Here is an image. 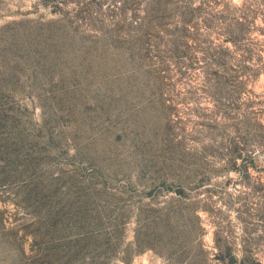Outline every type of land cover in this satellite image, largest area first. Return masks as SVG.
Listing matches in <instances>:
<instances>
[{
    "label": "rangeland",
    "instance_id": "rangeland-1",
    "mask_svg": "<svg viewBox=\"0 0 264 264\" xmlns=\"http://www.w3.org/2000/svg\"><path fill=\"white\" fill-rule=\"evenodd\" d=\"M175 1L183 54L126 0H0V264H264V0Z\"/></svg>",
    "mask_w": 264,
    "mask_h": 264
},
{
    "label": "trees",
    "instance_id": "trees-1",
    "mask_svg": "<svg viewBox=\"0 0 264 264\" xmlns=\"http://www.w3.org/2000/svg\"><path fill=\"white\" fill-rule=\"evenodd\" d=\"M126 9L120 17L119 23L126 26L127 29H134V41L140 47H146L148 44H151L154 41V37H157L153 30H156L158 33L164 31L171 35L170 40L172 42L173 52L175 53H184L181 51V46L187 45L184 41L186 38V31L188 30V23L191 22V19L188 18L186 13H181V17L176 19V12L181 7L178 1L175 0H126ZM133 5V6H132ZM133 7H136L138 10H144L146 16L144 20L146 22H140L135 25L134 17L129 13ZM240 20H235V26L232 31V40L234 42H240L244 36V24L239 22ZM169 26H171L169 28ZM158 38V37H157ZM165 40V39H164ZM177 195L180 198H183V193L178 192ZM199 219V217H197ZM167 235L164 237L160 235V251L158 252L161 256L166 255L168 258L175 257L177 260H181L182 257L177 255L178 250L189 246L193 241V227L191 223L187 220H184L182 215H174L173 217L167 219ZM216 244L219 245L220 240H215ZM165 252V253H164ZM219 260L226 261V256L219 257ZM234 258H230L229 264H234Z\"/></svg>",
    "mask_w": 264,
    "mask_h": 264
}]
</instances>
